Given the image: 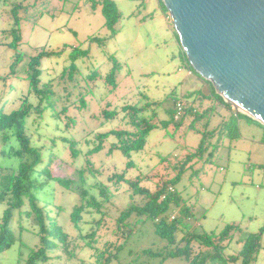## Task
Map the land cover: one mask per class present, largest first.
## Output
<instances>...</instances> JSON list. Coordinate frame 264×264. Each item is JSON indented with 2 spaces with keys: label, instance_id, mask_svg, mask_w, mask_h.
<instances>
[{
  "label": "rangeland",
  "instance_id": "rangeland-1",
  "mask_svg": "<svg viewBox=\"0 0 264 264\" xmlns=\"http://www.w3.org/2000/svg\"><path fill=\"white\" fill-rule=\"evenodd\" d=\"M16 2L20 3L16 11L20 40L16 50L0 46V107L7 114L16 110L23 99L32 104L33 110L25 122V133L33 146L44 154V164L40 167L43 175L72 182L69 191L49 182L36 193L40 201L49 204L56 212L61 211L57 220L67 234L65 248L58 243L59 249L53 255L58 257L46 264H95L97 251L124 242L116 228L120 212L129 204L141 202L138 196L131 194L124 181L117 183L115 176L123 174L127 181L138 178L140 187L155 192L175 175L176 168L182 165L191 150L196 149L200 139L197 132L183 133L192 117H186L178 130H174L170 122L166 128L159 127L150 132L144 149L132 154L133 166L127 168V160L120 152H110L109 141L103 142L98 152L93 151L98 144L96 135L113 129H131L121 111L126 105L164 102L156 109L155 118L149 110L144 117H152V123L157 125L160 121L169 122L171 112L167 111L173 108V102L166 101V98L180 99V90L187 89L183 85L187 73L185 62L171 38L157 25L156 17L163 9H158L156 0ZM106 2H110L117 13L111 30L105 25L103 7ZM147 11H150L149 15ZM14 27L9 8L0 7V44L12 43L13 33L5 35L2 32ZM72 48L89 53L74 62L75 68L71 72L68 54ZM62 49L61 55L41 61L40 81L43 85H51L53 108L40 116L34 110L39 97L29 94L25 78L27 63L30 57L42 51L58 52ZM12 65L15 74L11 75L9 69ZM112 71L113 84L107 81ZM6 75L11 78L5 80ZM179 102L184 109L189 108V102ZM104 110L115 111L117 116L107 121L101 116ZM213 112L212 116L209 113L210 125L226 115L224 131L213 142L218 140L216 151L219 147L218 152L223 148L228 150V165H217L216 158L205 161L212 148V141L207 139V153L203 160L188 164L170 191L175 190L182 204L193 212L188 222L195 232L220 233L230 225L239 226L243 235L257 234L262 230L260 250L256 261L251 264H264V202L256 193L259 185L264 186V176L258 172L259 163L264 165V135L250 126L242 113L237 114L238 118L234 117L231 127L226 111ZM203 122L198 124L199 128ZM233 137L235 140L231 141ZM109 140L114 141V138ZM17 147L15 139L5 143L0 137L1 174L20 165V159L11 155ZM248 165L255 169L251 176ZM261 169L264 173V168ZM101 190L110 196L102 206V213L86 208L79 226H73L68 215L81 203L82 193L86 192L83 203L90 198L102 202ZM4 209L5 206L0 204V220ZM171 215L176 217L177 213ZM17 216L14 215L10 225L16 242L0 253V264H23L30 250L39 246L36 227L32 226L31 220L23 216L19 221ZM92 233L94 236L90 237ZM132 236L122 249L119 260L111 264H187L184 257L159 259L142 255L144 249L164 252L169 248L152 232L150 223L133 227ZM181 237L179 234L178 239ZM87 243H93V247ZM240 247L233 240L225 253L228 256L235 254Z\"/></svg>",
  "mask_w": 264,
  "mask_h": 264
},
{
  "label": "trees",
  "instance_id": "trees-1",
  "mask_svg": "<svg viewBox=\"0 0 264 264\" xmlns=\"http://www.w3.org/2000/svg\"><path fill=\"white\" fill-rule=\"evenodd\" d=\"M2 2H7V0H0V3ZM160 5L165 10L161 2ZM10 7L15 27L8 31L7 34L13 33V41L9 46L13 50H16V46L20 40L17 29L18 19L16 11L17 8L20 7V3H12ZM103 8L106 18L105 25L111 30L116 23L117 13L112 9V4L110 2H106ZM112 35L114 34L112 33ZM63 51V49L58 52L42 51L30 57L28 60L25 78L28 80L29 94L39 97L40 101L34 110L39 113L40 116L43 115L46 110L53 108L51 85H43L40 81V77L42 76L41 61L43 58L61 55ZM88 53V51L80 50L79 48L71 49L68 54L69 60L71 61V72L72 69L74 70L75 68L74 62L78 58L86 57ZM182 56L187 68L193 72L183 52ZM13 67L12 65L9 69L11 75L15 74ZM112 70L114 71V68ZM113 71L108 75L107 79V81L112 84ZM11 75H6V78L11 77ZM208 84L211 86L210 83ZM215 96L219 103L224 104L226 107H230L229 104L223 102L220 96ZM168 99L173 102V108L167 111L171 112V119L169 122L160 121L159 125L152 123V117H156V109L164 102H145L142 106L126 105L121 111L124 114V119H128V124L131 126V129H113L105 133L97 134L96 140L98 144L93 151L98 152L103 142L109 141L111 143L110 152L114 150L120 152L127 160L126 167L131 168L133 166L130 161L132 154L141 152L144 149L146 139L152 130L158 129L159 127L166 128L170 122L174 130H178L181 128L186 117H192L193 123L189 126L188 131H196L195 124L200 118V115L191 108H183L182 116L176 120L174 118L176 105L181 103L179 102L180 99H174V96H169L166 98V101H169ZM43 103H45V106H43ZM84 105V101H82V106ZM32 110L33 106L27 99H23L21 105L16 110L7 114L4 113L3 108L0 107L1 140L5 143L11 139L16 140L18 147L11 152V155L19 158L21 161L16 169H11L5 174L0 173V204L5 206L0 220V253L16 242L15 236L10 228L14 215H18L19 221L25 216V218L31 220L32 226L36 227L39 246L30 250L23 264H46L50 262L51 259L58 257L53 256L59 249L58 243H61L62 247L65 248L67 244V234L57 220L61 214L59 212L61 211L59 210L56 212L49 204L40 201L36 193L45 186H48L49 182L69 191L72 182L62 178L43 175V168L41 169L40 167L44 164V154L40 149L33 146L30 137L25 133V122ZM148 110L153 113L151 118L144 117V114ZM101 116L109 121L117 116V112L104 110ZM236 118H238V115ZM70 121L73 124L75 123L74 119ZM111 137L114 138V141L109 140ZM207 139V135L202 133L198 147L186 155L182 165L177 168L175 167V175L163 182L155 192H150L148 189L140 187V179L138 178L127 181L123 174L115 176L117 183L124 181L128 185L131 194L133 196H138L141 202L140 204H129L128 207L120 212L116 220V228L123 236L124 242L122 245H111L110 249L105 248L101 251H97L95 264H111L113 261H118L125 244L133 237V227L145 225L147 223H150L152 232L159 237L160 240L164 241L169 248L164 252L144 249L141 251L142 255L158 257L159 259L184 257L187 264H251L256 261L260 250L262 230L257 234L243 235V231L239 226L230 225L226 226L220 233L211 232L207 234L195 232L189 227L190 223L188 222L189 220L191 221L193 212L189 207L182 204L181 198L175 190L170 191V189L174 188L179 182L188 164L203 160L204 154L207 153L205 146ZM216 149V144H213L206 158H204L205 161H211ZM41 179L43 180L41 181ZM85 194L86 192L82 193L81 203L79 202L78 205L73 207L68 215L69 221L76 228L79 226L82 220V214L86 212V208H92L98 213H102V206L104 203L108 202L110 197L101 190V195L104 196L102 202L90 198L83 203L82 201L85 198ZM174 212L177 213V216L172 218L171 214ZM123 229L128 230L125 232ZM179 234H182L180 239H178ZM93 236L94 233L90 235V237ZM233 240H236L241 247L237 253L228 256L225 251ZM224 242L226 244L223 245L222 243ZM87 245L93 247V243H87Z\"/></svg>",
  "mask_w": 264,
  "mask_h": 264
},
{
  "label": "water",
  "instance_id": "water-1",
  "mask_svg": "<svg viewBox=\"0 0 264 264\" xmlns=\"http://www.w3.org/2000/svg\"><path fill=\"white\" fill-rule=\"evenodd\" d=\"M193 72L264 126V0H159Z\"/></svg>",
  "mask_w": 264,
  "mask_h": 264
},
{
  "label": "crops",
  "instance_id": "crops-1",
  "mask_svg": "<svg viewBox=\"0 0 264 264\" xmlns=\"http://www.w3.org/2000/svg\"><path fill=\"white\" fill-rule=\"evenodd\" d=\"M17 1H19V0H17ZM156 1H157V5L159 6L158 9L162 10L163 8L160 5V1L159 0H156ZM12 3H18V2H16V0L15 1L14 0H7V2L0 3V7L9 8L10 14H11V7L10 6H11ZM149 13H150V11H147L148 15H149ZM12 18H13V16H12ZM156 18H157V25L161 29L162 33L164 35L170 37L171 38L170 40L173 41L174 45H176V47L178 48L179 53L180 52L182 53V51H181V49L179 47V44H178L177 35L175 33V30H174L173 25H172V23L170 21V18H169V15H168L167 11H165L163 9L161 11V13H159ZM13 25H14V19H13ZM5 31L6 32H2V34L7 35L6 33L8 31H10V29L9 30H5ZM164 45H165V43H164ZM0 46H4V47L7 46L8 47L9 43H3V44H0ZM184 62H185V60H184ZM185 68L187 70V73H186L185 78L183 79V85H186L187 89L180 90V97L181 98H180L179 101H183V102L187 101V102H189L188 103L189 108H187V109L191 108L192 110H195L198 113V115H200V118L198 119V121L195 124V130L196 131H194V132L195 133L197 132L198 135H200V138H201L202 133L206 134L207 138L209 139V141H212L211 145H213V144L215 145L218 142V140L214 143L213 142L214 139H216V137L218 139L219 138L218 135L222 134L223 131H224L223 130V126L225 125L224 123L226 122V120H224L226 115L222 116L220 118L219 122H217V123H215L213 125H210V120L208 119L209 118V113H211V116H212V114L214 113L213 110L215 111V114H217L219 112H222V111H226L227 117H228L227 120L230 121L229 123L231 124V127H233L232 121H233L234 117H236L237 114H239V113L236 110H233V108L231 106L230 107H226L224 104L219 103L217 101L216 96H215L217 94L214 93L212 87L208 84V82L203 81L195 73L191 72L187 68L186 63H185ZM9 78H11V77H8L5 80H8ZM1 79L2 78L0 77V80ZM181 87H182V85H181ZM201 93H203V95ZM207 101H209L210 103L208 104ZM243 117H244V119H246V121H248V123H250V126L258 129L264 135V126H262L258 122L252 120L251 118H249V117H247L245 115H243ZM201 121H204V122H203L202 128H199L198 124ZM192 123H193V121L188 126H191ZM181 127H182V125H181ZM188 128L189 127H187V130L185 132L183 131L184 134L186 132H188ZM225 130H227V129H225ZM231 134H232V132H231ZM233 138H232L231 141L235 140V138L234 139ZM263 140H264V137H263ZM199 143H200V139H199L198 145H199ZM219 148L216 151V153H214L212 159L216 158V164L217 165L222 164L223 166H227L228 163H229L230 154H229L228 150H225L224 148L221 150V152H218ZM259 164H260V167L258 169V172L261 175L264 176V173H263V171L261 169V167L264 168L263 167L264 165L262 163H259ZM254 170L255 169H254L253 165H248L247 171H248L250 176H251V174L253 173ZM258 177H262V176L258 175ZM256 193H257L258 197L261 196L263 198L262 201L264 202V186L263 185H259L258 186V189L256 190Z\"/></svg>",
  "mask_w": 264,
  "mask_h": 264
},
{
  "label": "built area",
  "instance_id": "built-area-1",
  "mask_svg": "<svg viewBox=\"0 0 264 264\" xmlns=\"http://www.w3.org/2000/svg\"><path fill=\"white\" fill-rule=\"evenodd\" d=\"M182 110H183V107L181 106V104L178 103L176 105V113H175V117H174L176 120L181 117ZM170 190H172V189H170Z\"/></svg>",
  "mask_w": 264,
  "mask_h": 264
}]
</instances>
